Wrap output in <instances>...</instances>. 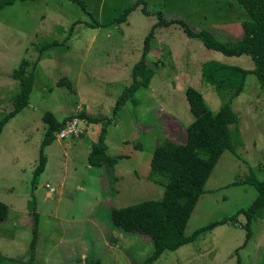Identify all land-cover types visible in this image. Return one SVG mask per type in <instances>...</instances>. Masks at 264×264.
Instances as JSON below:
<instances>
[{
    "label": "rangeland",
    "instance_id": "374dc122",
    "mask_svg": "<svg viewBox=\"0 0 264 264\" xmlns=\"http://www.w3.org/2000/svg\"><path fill=\"white\" fill-rule=\"evenodd\" d=\"M247 19L237 0H16L0 9V119L19 91L15 69L24 62L26 74L35 72L28 105L0 136V201L8 205L0 223V264H143L154 251L152 239L115 227L111 211L162 198L164 187L148 178L151 159L166 138L186 141L194 118L187 88L200 90L213 110L221 105L202 80L211 60L248 71L231 101L238 118L233 139L236 134L239 140L206 182L185 228L192 240L151 264H264V218L253 219L248 229L240 211L258 196L251 175L264 179V86L250 55L208 48L181 22L231 47ZM142 56L154 75L114 113ZM47 111L66 126L43 148L45 169L35 178ZM74 121L80 133L61 139ZM104 126L108 153L122 156L113 180L104 167L88 162Z\"/></svg>",
    "mask_w": 264,
    "mask_h": 264
},
{
    "label": "trees",
    "instance_id": "16d2710c",
    "mask_svg": "<svg viewBox=\"0 0 264 264\" xmlns=\"http://www.w3.org/2000/svg\"><path fill=\"white\" fill-rule=\"evenodd\" d=\"M15 1L0 0V9ZM237 2L247 12L248 19L242 22L244 31L242 38L231 47L216 40L212 32L206 29L194 31L184 21L181 22L190 37L200 38L208 48L230 56L250 55L255 64L253 71L261 85L264 86V0H237ZM135 7L136 5H132L124 8L118 17L119 21H125ZM166 22L169 23V21ZM157 23L161 24L164 21L160 19ZM148 39L149 37L145 42L143 56L149 49ZM143 56L134 66V80L132 84L125 87L115 105L114 113H117L129 99H132L141 86H147L154 75V71L145 64ZM247 73L246 69L238 65L216 60L206 62L203 65L202 80L212 85L222 102L217 110H213L200 90L193 86L187 88L186 98L194 118L187 126L186 141L179 143L166 138L156 146L151 159L148 178L164 187L162 198L146 199L112 208L111 222L115 227L128 233L145 234L152 239L154 251L143 264H151L163 252L177 249L194 237V235L188 236L185 233L192 212L200 196L205 192L206 182L215 165L224 152L235 151L236 143L234 142L239 140L236 139V134L235 140L233 139L232 126L238 122V118L232 110L231 101L242 91ZM34 76L33 69L26 74L24 62L18 69H15L14 77L20 82L19 91L14 97V107L0 119V136L9 120L28 105ZM44 120L46 129L41 142V157L35 169V178L45 169L47 157L43 154V148L52 144L56 139V133L66 126L65 121L58 120L50 111L44 114ZM106 132L107 129L104 126L99 139L92 142L88 162L91 166L104 167L108 172V178L113 180V169L122 156H113L108 153L105 143ZM251 176L249 181L257 187L258 196L247 209L240 210L247 218L248 229L253 219L264 218V179L259 180L256 176ZM7 215L8 205L0 201V223L7 218ZM220 222H225V219L212 222L207 227ZM198 231L200 232L201 229ZM37 235L36 225L32 250H35Z\"/></svg>",
    "mask_w": 264,
    "mask_h": 264
},
{
    "label": "built area",
    "instance_id": "2783aa9c",
    "mask_svg": "<svg viewBox=\"0 0 264 264\" xmlns=\"http://www.w3.org/2000/svg\"><path fill=\"white\" fill-rule=\"evenodd\" d=\"M80 130L77 129L76 122H72L70 126H68L65 130H63L59 136L61 139L67 138L68 136H73L74 134H79Z\"/></svg>",
    "mask_w": 264,
    "mask_h": 264
},
{
    "label": "crops",
    "instance_id": "0c3cea01",
    "mask_svg": "<svg viewBox=\"0 0 264 264\" xmlns=\"http://www.w3.org/2000/svg\"><path fill=\"white\" fill-rule=\"evenodd\" d=\"M111 218V217H110Z\"/></svg>",
    "mask_w": 264,
    "mask_h": 264
}]
</instances>
